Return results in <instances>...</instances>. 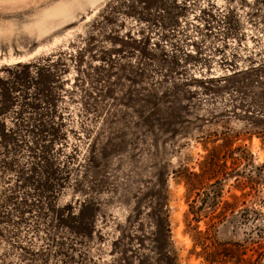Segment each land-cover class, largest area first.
<instances>
[{"label": "rangeland", "instance_id": "obj_1", "mask_svg": "<svg viewBox=\"0 0 264 264\" xmlns=\"http://www.w3.org/2000/svg\"><path fill=\"white\" fill-rule=\"evenodd\" d=\"M89 1L0 0V264H264V0Z\"/></svg>", "mask_w": 264, "mask_h": 264}, {"label": "trees", "instance_id": "obj_2", "mask_svg": "<svg viewBox=\"0 0 264 264\" xmlns=\"http://www.w3.org/2000/svg\"><path fill=\"white\" fill-rule=\"evenodd\" d=\"M64 56V57H63ZM67 56H69V58L71 59L73 56L72 55H68V53H61L59 59H63V58H67ZM30 65L32 64H26V65H21V64H17L18 67H23V68H28ZM62 71H60L59 73H61ZM63 73L60 74V76H62ZM218 149H214L213 152L208 156V158L206 159V161L203 162L202 164V168H201V174H192L191 177L188 179V185H190L192 188L196 187V185L198 183H200L203 179L207 178V177H212V178H216V176L219 175V170H222V166L219 163L218 160ZM220 186V183L217 181L216 183L210 185V189H215L216 187ZM61 188V186H60ZM219 194L215 193V196H218ZM235 200H238L236 197H234ZM201 207L202 209H206V208H213L216 206V199H209L206 198L204 200H202L201 202ZM235 205L236 203H226V207H225V214H227L228 211H231L230 213V217H227L226 215L224 217L225 218V224L227 223H231V222H238V220H243L247 222V210L245 212H235ZM201 209V208H200ZM256 216L258 218H260L261 214L255 212ZM63 216L59 215L58 220L59 223L62 225H66L70 230L72 229L71 225L69 224V219L64 217V214H62ZM67 217H70V214H68ZM167 220H166V228H167V232L169 231L168 227V218L169 216L167 215ZM258 228V227H257ZM205 235H203L202 233H200V238L198 240V243L200 245L203 246L204 252L208 253V257H207V261L210 264H222L225 263L227 260H229L230 262H235V264H253V259L249 258L246 259L245 256L247 255V248H244L242 245H236V247H238L237 249H233V248H228L225 250V254L223 255L226 259H223L221 257V254H218V252H213L211 249L213 247V245L211 244V246L207 245L205 246V242H207V238L204 237ZM202 239V240H201ZM204 240V241H203ZM202 243V244H201ZM252 244V248L251 251H253L255 254H257V256L259 257L260 255H262V250L264 249V236H261V240L258 242H253L250 243ZM243 251V252H242Z\"/></svg>", "mask_w": 264, "mask_h": 264}, {"label": "bare ground", "instance_id": "obj_3", "mask_svg": "<svg viewBox=\"0 0 264 264\" xmlns=\"http://www.w3.org/2000/svg\"><path fill=\"white\" fill-rule=\"evenodd\" d=\"M91 1V0H90ZM89 1V2H90ZM99 1H101V0H92V5H95L96 3H98ZM88 3V2H87ZM70 10H71V8H70ZM50 11V10H49ZM52 11V10H51ZM69 11V10H68ZM48 12V11H47ZM46 12V13H47ZM55 12V11H54ZM53 12V13H54ZM57 12V11H56ZM60 12V11H59ZM45 14V13H44ZM55 14V13H54ZM50 15V14H49ZM49 15H47V17L49 18ZM51 16V15H50ZM55 16V15H54ZM46 16H45V18H47ZM52 18H55V17H52ZM11 61H13V62H15V61H17V59H13V60H11ZM18 62H21V61H18Z\"/></svg>", "mask_w": 264, "mask_h": 264}]
</instances>
